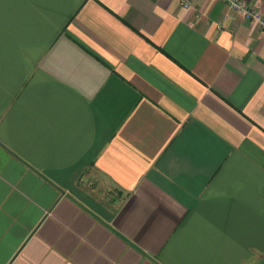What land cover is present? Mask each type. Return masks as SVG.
Returning a JSON list of instances; mask_svg holds the SVG:
<instances>
[{"label":"crops","instance_id":"obj_1","mask_svg":"<svg viewBox=\"0 0 264 264\" xmlns=\"http://www.w3.org/2000/svg\"><path fill=\"white\" fill-rule=\"evenodd\" d=\"M184 1L0 0V264H264V28Z\"/></svg>","mask_w":264,"mask_h":264},{"label":"built area","instance_id":"obj_2","mask_svg":"<svg viewBox=\"0 0 264 264\" xmlns=\"http://www.w3.org/2000/svg\"><path fill=\"white\" fill-rule=\"evenodd\" d=\"M225 4L231 11L239 14L246 21H254L264 28V16L256 9L249 8L243 0H216ZM189 1L183 2V8H189Z\"/></svg>","mask_w":264,"mask_h":264}]
</instances>
